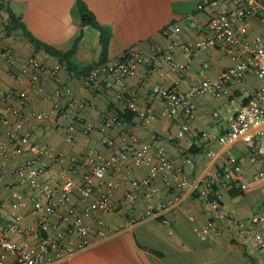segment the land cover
Instances as JSON below:
<instances>
[{
    "label": "crops",
    "instance_id": "obj_1",
    "mask_svg": "<svg viewBox=\"0 0 264 264\" xmlns=\"http://www.w3.org/2000/svg\"><path fill=\"white\" fill-rule=\"evenodd\" d=\"M77 0H0V91L21 87L13 76V66L5 54L10 50L15 57V66L32 56L47 64H55L58 59L49 55L44 49L32 43L23 29L16 28L8 32L6 24L12 10L26 24L27 29L39 40L47 42L58 49L70 50L81 28L83 37L78 45L74 61L79 66L98 61L102 53L101 32L92 25L81 27L79 14L74 6ZM95 13L100 23L111 31L108 60H116L132 45H139L146 53H151V43L164 48L173 45V37L163 34L166 25L176 22L179 25V44L172 51L175 60L188 65L186 71L173 69L165 59H157V67L141 64L127 79L129 90L136 92L137 109L128 108L119 99L117 88H102L94 91L84 85L81 76L65 70L61 79L50 78L46 93H30L29 101L21 105L12 99L14 105H21L26 114L25 131H30L32 139L47 142L55 147L56 152L83 157L93 148L104 155L115 152L122 145H130L135 139L151 142L154 147L163 148L178 161L192 156L197 167L188 169L189 175L196 182L203 181L209 171L223 168L231 155L243 158V175L248 177L249 186L242 190L233 182L218 181L210 197H201V184L189 189H180L175 181L165 182L161 177L155 178L159 187L157 200L164 201L168 208L161 211L159 217H148L127 225L129 217H140L146 209L144 200L132 207L123 206L124 213L107 215V221L122 229L113 236L101 239L93 247L79 252L63 261L64 264H260L263 255L252 247L250 240L254 227L237 226L229 215L249 223L256 214H264V177L253 178L258 165L249 159L246 143L242 140L230 146H222L218 137L230 129L232 118L247 101L259 85L257 76L250 72L246 85L248 92H242L239 85L231 83L234 96L230 99L217 97L212 91L197 95L195 113L188 118L183 111L169 115L165 113L166 104L155 99L146 88L147 83L160 82L167 86H176L181 91L188 90L194 84L202 82L205 77L216 78L232 63L225 51L216 47H207L203 52L195 51V44L202 32L191 25L194 18L201 23L208 20L205 11H199L201 0H83ZM248 35L252 37L262 30L258 18L249 21ZM193 44L186 48L185 44ZM210 66L202 74L204 63ZM162 71V74L160 73ZM57 88L63 90L61 98L54 94ZM89 101V105L76 111L73 101ZM58 104V110L44 121L33 115V106L38 110L52 111ZM152 109L156 117L145 122L140 112ZM4 109L1 111L3 113ZM111 111L123 117L126 124L114 126L105 132L100 128L106 112ZM126 111L132 119L124 116ZM85 119L94 128L85 133L80 121ZM78 125L77 137L73 141L65 138L64 128L71 124ZM188 122L190 131L179 136L182 125ZM7 128L0 114V141L6 138ZM106 140V142H105ZM213 150L214 155H208ZM36 146L28 147L19 157H6L5 163L12 169L20 163L36 157ZM80 166L75 174L87 170ZM122 172L131 169L130 178H143L149 174L145 166H135L129 154L122 163ZM117 173L116 176H120ZM47 178V175L44 179ZM205 184H203L204 186ZM129 186L123 180L115 190V199L123 202L124 193ZM28 205L22 208L24 223L33 221L36 216L31 211L30 191L24 189ZM0 196L12 203L13 192L7 187L0 188ZM217 201L221 207L215 211L211 202ZM124 203V202H123ZM122 203V204H123ZM93 223L91 218H87ZM209 222L221 228L220 233H213L202 239L198 229ZM4 217L0 211V231ZM14 238L20 239L15 234ZM5 264H16V258L6 253Z\"/></svg>",
    "mask_w": 264,
    "mask_h": 264
},
{
    "label": "built area",
    "instance_id": "obj_2",
    "mask_svg": "<svg viewBox=\"0 0 264 264\" xmlns=\"http://www.w3.org/2000/svg\"><path fill=\"white\" fill-rule=\"evenodd\" d=\"M198 10L205 11L208 20L201 23L192 18L190 21L203 33L195 44V51L201 53L207 47H216L225 51L232 63L218 77H205L186 91L160 82L147 83L146 88L155 99L166 104L165 113L173 115L183 111L191 118L196 108L193 99L197 95L212 91L217 97L230 99L234 96L230 88L234 82L239 85L240 91L248 92L246 81L248 73L253 72L260 81L258 87L235 113L230 129L217 140L222 146L244 141L250 161L258 165L253 178L260 179L264 177V0H201ZM255 17L259 19L262 30L250 37L249 21ZM163 34L173 37L171 47L164 48L153 42L152 52L146 53L139 45H132L118 59L98 64L85 72L81 76L84 85L94 91L117 88L119 99L128 108L137 109L136 92L128 89L127 79L139 65L157 67V59L162 58L173 69H188L187 64L178 62L172 55L174 47L180 42L178 23L166 25ZM192 45L188 42L185 47ZM5 54L13 66V76L21 87L0 91V114L7 128L6 138L0 141V188L7 187L13 192L12 203L0 196V211L4 217L0 231V264H5L6 253L15 256L16 264H64L65 259L93 247L101 239L118 234L122 227L109 223L107 215L124 213L126 209L123 206L132 207L140 200L146 203L145 212L140 217H129L127 225H134L148 217H159L168 204L156 199L159 193L155 183L157 176L165 182L175 181L180 189H194L203 183L205 185H201L200 195L204 198L210 197L218 181L233 182L242 190L248 188L249 179L243 175V158L236 155H231L223 168L209 171L200 183L188 173V169L194 171L197 167L192 156L178 161L151 142L135 139L134 143L122 145L109 155L91 148L83 157L56 152L55 147L47 142L36 143L31 132L24 130L27 116L21 110V105L29 101L32 92L47 96L48 79L60 80L61 73L65 72L64 66L61 62L47 64L35 56L15 66L12 52L8 50ZM209 66L208 62L204 63L202 74ZM54 94L61 98L63 90L57 88ZM12 99H17L21 105H14ZM88 105L89 101L86 100L73 101L76 111L84 110ZM58 108V104L52 111L38 110L33 106L32 111L37 119L44 121ZM140 117L150 122L156 115L152 109H147L140 112ZM80 124L85 133L94 128L85 119H81ZM125 124L123 117L108 111L103 116L100 128L105 132ZM190 129V124L185 122L179 136ZM77 133L78 125L74 122L64 128L65 138L69 141L75 140ZM31 146H36L38 150L36 157L12 169L7 167L4 161L6 157H19ZM129 154L135 166L148 169L147 176L130 178L131 169L122 172L123 160ZM208 155H214V151H208ZM80 166H87L88 169L80 173V179H77L75 174ZM117 173L121 175L116 176ZM123 180L129 182L124 203L115 199V190ZM25 188L30 191L31 211L36 216L27 223H24L25 215L22 212L29 201ZM211 204L215 211H220L217 201ZM228 216L239 227L250 224L255 228L250 244L262 253L263 261L260 264H264V214L253 215L249 223L233 215ZM87 218H91L94 224ZM220 232L221 228L213 222L198 229L202 239ZM15 234L20 239L14 238Z\"/></svg>",
    "mask_w": 264,
    "mask_h": 264
},
{
    "label": "trees",
    "instance_id": "obj_3",
    "mask_svg": "<svg viewBox=\"0 0 264 264\" xmlns=\"http://www.w3.org/2000/svg\"><path fill=\"white\" fill-rule=\"evenodd\" d=\"M74 9L80 16L81 27L89 24V25L96 27L101 32V39H100L101 45H102L101 56L98 61H95L89 65L79 66L74 61V56L76 54L78 45L83 37L82 28H81V31L78 37L75 40L73 47L68 51L58 49L57 47L36 38L27 29L26 24L20 19V17H18L10 9H9L10 17H9L8 23L6 24V28L8 32H11L12 30L16 28L23 29L25 35H27L31 39L32 43L44 49L49 55L56 57L58 61L63 64L65 70L69 71L70 73H74L76 75H80V74L83 75L85 72L90 70L92 67L109 61L108 55H109V47H110V41H111V31L106 26H104L102 23L99 22L95 13L87 6V4L83 0H77L75 3ZM124 117L127 120H131L133 116L132 114L130 115L128 111H126V114Z\"/></svg>",
    "mask_w": 264,
    "mask_h": 264
}]
</instances>
